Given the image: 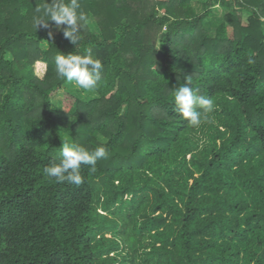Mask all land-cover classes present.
Instances as JSON below:
<instances>
[{
	"label": "trees",
	"instance_id": "16d2710c",
	"mask_svg": "<svg viewBox=\"0 0 264 264\" xmlns=\"http://www.w3.org/2000/svg\"><path fill=\"white\" fill-rule=\"evenodd\" d=\"M43 2L0 0V264H264V0H79L77 46L33 26ZM89 46L86 91L55 57ZM187 76L216 105L199 128ZM63 143L108 157L58 183Z\"/></svg>",
	"mask_w": 264,
	"mask_h": 264
},
{
	"label": "clouds",
	"instance_id": "9594fccd",
	"mask_svg": "<svg viewBox=\"0 0 264 264\" xmlns=\"http://www.w3.org/2000/svg\"><path fill=\"white\" fill-rule=\"evenodd\" d=\"M80 7L79 0H67V2L51 0V3L44 0L42 5L35 7L32 24L36 29L38 26L49 28V22H54L57 28L64 26L61 29L64 37L77 46L80 41V30L86 22L85 14L79 11ZM49 36H52L51 32ZM55 65L59 78L74 83L86 91L94 90L101 79L103 66L99 59L93 58L91 46L85 48L83 55H57ZM191 83V76H187L185 83L171 91L179 115L188 122L189 126L199 128L202 122L208 120V116L215 111L216 105L212 98L198 95V90L192 88ZM60 153L62 156L60 162L46 166L43 169L44 174L49 178H55L58 183L67 182L77 185L83 182L81 175L83 165L91 166L92 171H95L97 161L108 157L105 147H97L90 152L74 143H63Z\"/></svg>",
	"mask_w": 264,
	"mask_h": 264
},
{
	"label": "rangeland",
	"instance_id": "374dc122",
	"mask_svg": "<svg viewBox=\"0 0 264 264\" xmlns=\"http://www.w3.org/2000/svg\"><path fill=\"white\" fill-rule=\"evenodd\" d=\"M206 2V0H193V7L195 9V11L197 12V14H201L203 12V5ZM226 11L223 10L222 8H220L219 10H216V14H219V16L221 17L223 14H225ZM249 15V13H245L244 17L245 19L247 18V16ZM90 25L92 27L93 30H95V23L94 21H90ZM43 46H48V43L44 42ZM161 47L159 46V49ZM63 95H64V91H61L55 98L52 99V107L55 110H60L62 108V101H63ZM208 123V122H206ZM204 125V124H203ZM207 129L204 128L203 132H199V137H200V144L201 145H205V143H207V141H209V137L206 133ZM101 214H103V211H100Z\"/></svg>",
	"mask_w": 264,
	"mask_h": 264
}]
</instances>
